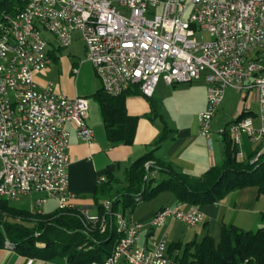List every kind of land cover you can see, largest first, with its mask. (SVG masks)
I'll use <instances>...</instances> for the list:
<instances>
[{
  "label": "built area",
  "instance_id": "built-area-1",
  "mask_svg": "<svg viewBox=\"0 0 264 264\" xmlns=\"http://www.w3.org/2000/svg\"><path fill=\"white\" fill-rule=\"evenodd\" d=\"M7 2L9 10L0 8V198L18 203L40 194L31 207L37 214L49 200L58 210L71 207L66 128L71 126L81 142L93 140L87 98L67 97L52 84L35 87V75L51 63L42 31L60 49L78 33L101 90L112 97L137 90L150 98L159 81L174 86L202 79L206 107L197 120L207 140L225 90L245 97L255 91L260 127L255 130L248 118L230 126L234 158L243 160L241 133L254 144L264 139V0H120L117 7L110 0ZM103 207L109 215L111 203L104 201ZM83 215L105 230L104 216ZM168 219L193 228L202 215L197 208L165 207L148 226L160 227ZM114 224L119 238L102 264H177L165 254L164 238L150 250L136 246L142 224L120 214H114Z\"/></svg>",
  "mask_w": 264,
  "mask_h": 264
},
{
  "label": "crops",
  "instance_id": "crops-1",
  "mask_svg": "<svg viewBox=\"0 0 264 264\" xmlns=\"http://www.w3.org/2000/svg\"><path fill=\"white\" fill-rule=\"evenodd\" d=\"M111 2L113 3V0ZM113 6L116 5L113 4ZM73 35L72 42L74 41ZM78 38L81 41L80 35ZM46 43L45 51L49 55L51 63L47 70L35 75V87L42 90L46 85L52 84L57 91L62 92L67 97L85 98L83 96L84 92L74 85L80 74V65L76 63L69 65L67 59L60 55L61 49L57 45L56 47L51 43ZM59 59L61 64L59 69L56 68L55 82L45 81L44 79L52 74L51 66L53 64L57 65ZM75 69L77 74L72 72ZM71 77H73L74 84ZM91 83L94 92H91L92 94L86 96V98L89 101L87 124L93 131V140L89 144L81 142L75 138L74 129L67 126L69 144L65 151L69 159L66 178L68 179L67 190L71 195L70 205L78 207L83 214L86 213L87 217L90 218L99 215L98 206L99 204L103 205L104 202V200L96 201L95 199V192L101 177L107 178L105 176L109 174L114 181H118L115 188H119L123 181L122 175H124L128 166L144 154L153 152L156 161L171 165L179 173L200 178L210 168L222 162L223 143L221 131H228L238 116L244 114L243 119H250L255 130L260 127L258 109L257 111L252 110L253 105L258 107L254 91L246 97L243 95L236 108H226L221 115L213 117L211 132H209L210 135L207 140L199 134L197 120L206 107L207 95L203 80L174 86H167L159 81L151 97L154 110H152L149 100L142 96L128 97L125 101L127 114L138 117L133 143L128 146L112 144L105 137L99 107L91 98L101 89L100 82L95 76V79L91 78ZM228 96L229 93H227ZM91 101L97 106L91 105ZM226 117H230L231 120L222 128V123H225L224 119ZM161 136L163 137L162 142L155 146ZM238 145L243 160L252 155L256 148L264 153V139L260 143L254 144L250 141L247 133H241L240 144ZM149 175L155 179V182L167 179L164 172H151ZM32 195L34 196L32 203L42 196L40 194ZM155 200H158L159 203H153L156 202ZM50 202L56 204L54 200H49L45 204ZM175 205H180L184 210L197 208L202 215L201 222L193 228H187L175 219H168L160 227L148 226V222L158 211ZM124 211L125 209L122 211V215L119 214L126 222L142 224L136 243L138 248L153 249L158 240L164 238L166 241L165 254L171 260L176 261L175 258L182 256L185 247L189 243H200L203 238L209 237L214 244H217L223 227L232 225L242 231L250 232H255L264 227V194H260L257 188L248 186L228 193L216 203L195 206L179 204L172 193L163 192L150 199L147 207L139 205L137 208L130 210L127 216ZM51 212L44 210V213ZM172 245H178V249L171 251L170 247ZM28 263L68 264L63 258L45 261L20 256L7 248L0 249V264Z\"/></svg>",
  "mask_w": 264,
  "mask_h": 264
},
{
  "label": "trees",
  "instance_id": "trees-1",
  "mask_svg": "<svg viewBox=\"0 0 264 264\" xmlns=\"http://www.w3.org/2000/svg\"><path fill=\"white\" fill-rule=\"evenodd\" d=\"M10 4L0 0L2 9L9 10ZM137 95H141L137 90H128L112 97L100 89L91 97L99 107L105 137L110 143L127 146L133 143L138 117L127 114L125 101ZM146 99L154 110L151 97ZM243 117L241 114L235 122ZM221 132L223 160L200 178L179 173L171 165L156 161L153 152L128 166L119 188H115L118 181L107 174L95 192L96 201L111 203L109 215H105L102 204L98 206L97 217L104 216L106 221L104 231L90 224L78 207L37 214L0 198V249L9 244L10 250L31 259L63 258L68 264H102L119 238L114 214H119L120 209L133 210L163 192L172 193L179 204L195 206L216 203L228 193L248 186L264 194V153L256 148L247 159L237 161L234 158L237 148L228 131ZM162 140L161 136L155 146ZM255 156L257 160L251 163ZM149 162L153 165L147 168ZM151 172H164L167 179L155 182L149 175ZM177 249L178 245L170 247L171 251ZM175 259L177 264H264V227L255 232L242 231L232 225L223 227L217 244L209 237L203 238L200 243H189L182 256Z\"/></svg>",
  "mask_w": 264,
  "mask_h": 264
},
{
  "label": "rangeland",
  "instance_id": "rangeland-1",
  "mask_svg": "<svg viewBox=\"0 0 264 264\" xmlns=\"http://www.w3.org/2000/svg\"><path fill=\"white\" fill-rule=\"evenodd\" d=\"M119 1L120 0H115V1L113 0L112 4L116 5V7H117ZM187 14H188V11H187V13L185 15V19H186ZM73 36H74L73 37L74 41L72 42V44H70L68 48L61 49L59 53H60V55L62 57H65L64 59H67V62H69V65L71 63H76V64L80 65V71H79L80 74L77 77V79L75 81V84L73 82V77H71V80H72V83L74 85H76L77 88H80V90H82L84 92L83 96H85V98H86V96H89V95H91L94 92V91H92L93 90V85L91 83V78L95 79V74L93 72V68H92V65L90 64V62L87 61L86 58H84L85 57L84 47H83L82 42L78 38L79 34L78 33H74ZM41 37L44 39L45 42L51 43L52 45H55V46L57 45L56 42H55L54 37L50 33H47L45 31H43L41 33ZM203 38H204L203 40L206 41V42L210 40V38H209V36L207 34H204ZM60 64L61 63H60V59H59L57 65L53 64L51 66V68H52V72L51 73L52 74L48 75L44 79L45 81L53 82V83L55 82V75H56V72H57L56 68L59 69ZM225 91H226V94L224 92L223 99H222L221 103L219 104V106H218V108H217V110H216V112H215L213 117H218L219 114L221 115L223 110L226 109V108L227 109L236 108L237 105L239 104L240 100L243 97V93L236 92V90H232L231 89V90H225ZM227 93H229L228 97H227ZM90 104L93 105V106H97L92 101H91ZM225 105H226V107H225ZM257 109H258L257 105H253V109L252 110L253 111H257ZM213 117H212V119H213ZM226 118L224 119L225 123H222L223 124L222 128L226 125V123H228L231 120V119H229L230 117H228L227 119ZM212 119H211V122H212ZM211 122H210V132H211V126H212ZM33 197L34 196L32 195V196L27 197L26 199H22V200L18 201V203H15V205H17V207L28 208V209L31 210L30 207L33 206V203H32ZM155 201L156 202H153V203H157V204L159 203L158 200H155ZM139 205H142V207H147V206H149V201H143ZM43 206H44V210L45 211L54 212L57 209V206L55 205L54 202H50V203L45 204ZM130 210L131 209H129V208L125 209L124 212L126 213V216L130 213ZM121 213H122V209H120V214Z\"/></svg>",
  "mask_w": 264,
  "mask_h": 264
}]
</instances>
